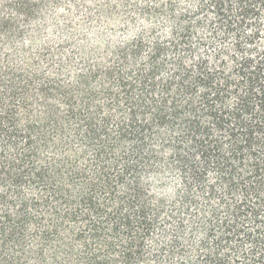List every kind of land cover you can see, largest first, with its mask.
<instances>
[{
	"label": "trees",
	"instance_id": "obj_1",
	"mask_svg": "<svg viewBox=\"0 0 264 264\" xmlns=\"http://www.w3.org/2000/svg\"><path fill=\"white\" fill-rule=\"evenodd\" d=\"M137 1L61 56L0 0V264H264V0Z\"/></svg>",
	"mask_w": 264,
	"mask_h": 264
},
{
	"label": "rangeland",
	"instance_id": "obj_2",
	"mask_svg": "<svg viewBox=\"0 0 264 264\" xmlns=\"http://www.w3.org/2000/svg\"><path fill=\"white\" fill-rule=\"evenodd\" d=\"M137 3V0H61L51 13L53 25L42 29L33 44L48 45L52 53L62 56V50L74 53L78 48L103 46V41H121L131 32L127 31V22L136 18L133 7ZM142 23L136 20L135 28Z\"/></svg>",
	"mask_w": 264,
	"mask_h": 264
}]
</instances>
